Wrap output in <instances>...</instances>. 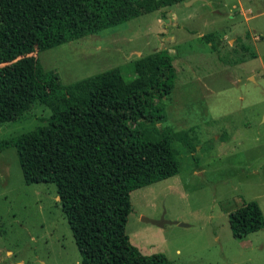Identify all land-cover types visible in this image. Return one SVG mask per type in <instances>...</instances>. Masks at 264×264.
Here are the masks:
<instances>
[{
	"label": "rangeland",
	"instance_id": "obj_1",
	"mask_svg": "<svg viewBox=\"0 0 264 264\" xmlns=\"http://www.w3.org/2000/svg\"><path fill=\"white\" fill-rule=\"evenodd\" d=\"M164 11L31 55L65 86L112 68L133 78V60L167 49L176 77L161 100L165 119L143 129L150 139L161 127L175 133L178 171L130 192L125 233L170 264H264V227L235 238L228 218L250 200L264 215V0H186ZM50 114L34 102L0 123V139ZM0 264H81L55 184L25 183L13 146L0 150Z\"/></svg>",
	"mask_w": 264,
	"mask_h": 264
},
{
	"label": "trees",
	"instance_id": "obj_2",
	"mask_svg": "<svg viewBox=\"0 0 264 264\" xmlns=\"http://www.w3.org/2000/svg\"><path fill=\"white\" fill-rule=\"evenodd\" d=\"M186 0H0V123L21 119L34 102L48 106L47 123L7 139L25 183L56 186L81 264H170L162 253L143 254L125 233L130 192L178 171L175 133L161 127L150 139L144 124L165 119L162 98L174 87L176 69L163 48L140 56L133 78L107 69L60 86L44 71L38 50L122 24ZM232 235L264 227L255 200L228 214Z\"/></svg>",
	"mask_w": 264,
	"mask_h": 264
},
{
	"label": "water",
	"instance_id": "obj_3",
	"mask_svg": "<svg viewBox=\"0 0 264 264\" xmlns=\"http://www.w3.org/2000/svg\"><path fill=\"white\" fill-rule=\"evenodd\" d=\"M142 220L149 221L157 225H162L164 222H166V220H164L163 217L159 220H153L146 217H142ZM181 225H185V224H181Z\"/></svg>",
	"mask_w": 264,
	"mask_h": 264
}]
</instances>
